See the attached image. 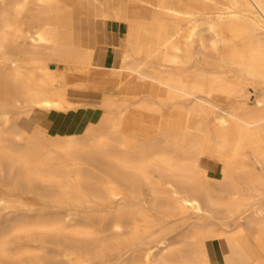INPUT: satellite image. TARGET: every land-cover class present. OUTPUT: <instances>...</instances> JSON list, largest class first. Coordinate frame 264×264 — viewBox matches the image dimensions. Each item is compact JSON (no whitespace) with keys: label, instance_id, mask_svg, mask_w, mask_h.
Wrapping results in <instances>:
<instances>
[{"label":"bare ground","instance_id":"1","mask_svg":"<svg viewBox=\"0 0 264 264\" xmlns=\"http://www.w3.org/2000/svg\"><path fill=\"white\" fill-rule=\"evenodd\" d=\"M0 264H264V0H0Z\"/></svg>","mask_w":264,"mask_h":264},{"label":"rangeland","instance_id":"2","mask_svg":"<svg viewBox=\"0 0 264 264\" xmlns=\"http://www.w3.org/2000/svg\"><path fill=\"white\" fill-rule=\"evenodd\" d=\"M100 71V70H95ZM107 72V71H106ZM72 101L75 102H81L83 104H86V106H81L78 109H75L74 111L68 112V114L63 115H57V114H51L48 116V118H55V119H63V118H79L81 116H87V118H93V122L95 123L97 119L100 117V110L98 108H94L93 106H90L91 104L97 103L98 96L97 95H88V96H81V95H73L70 97ZM254 96H250L249 105H253ZM203 164H206V161L204 160ZM207 165V164H206ZM210 167L209 170L211 172L209 173L210 176L218 177V170H219V164H216L214 167L212 164H208Z\"/></svg>","mask_w":264,"mask_h":264},{"label":"crops","instance_id":"3","mask_svg":"<svg viewBox=\"0 0 264 264\" xmlns=\"http://www.w3.org/2000/svg\"><path fill=\"white\" fill-rule=\"evenodd\" d=\"M81 119H82V121L79 124H82L85 119L86 120H89V119L93 120V118H87V116H81Z\"/></svg>","mask_w":264,"mask_h":264},{"label":"water","instance_id":"4","mask_svg":"<svg viewBox=\"0 0 264 264\" xmlns=\"http://www.w3.org/2000/svg\"><path fill=\"white\" fill-rule=\"evenodd\" d=\"M50 68H53V66H50Z\"/></svg>","mask_w":264,"mask_h":264}]
</instances>
